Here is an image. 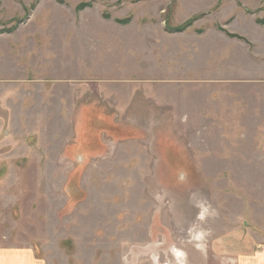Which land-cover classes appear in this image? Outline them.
I'll return each instance as SVG.
<instances>
[{
	"label": "rangeland",
	"instance_id": "obj_1",
	"mask_svg": "<svg viewBox=\"0 0 264 264\" xmlns=\"http://www.w3.org/2000/svg\"><path fill=\"white\" fill-rule=\"evenodd\" d=\"M244 16L264 27V0H0V247L261 264L264 60Z\"/></svg>",
	"mask_w": 264,
	"mask_h": 264
},
{
	"label": "crops",
	"instance_id": "obj_2",
	"mask_svg": "<svg viewBox=\"0 0 264 264\" xmlns=\"http://www.w3.org/2000/svg\"><path fill=\"white\" fill-rule=\"evenodd\" d=\"M242 21H247V23H250L251 29L253 31L254 30L256 31L255 38L251 37V40H250L251 43H253V47L256 49H253L254 51L252 50L251 52L249 50V52L251 53V57L255 61V65H256L257 60H264L263 56L258 51L259 48H263V50H264V37H262V32L264 30V27L259 25L258 23H255L254 21H249L248 19L245 18V16L242 18ZM222 32H224V31H222ZM239 32H240V35L247 36L246 31H242L240 29ZM257 32H258V34H257ZM259 32H260V35H259ZM226 35H228V34H226ZM226 39H227V37H226ZM228 40H231V39H228ZM246 82L247 81H244V83H246ZM254 82H261V81H254ZM261 83H264V81H262ZM255 84H257V83H255ZM262 92H263V90L260 92L261 96H263L262 94H264ZM33 253L34 252L29 247L2 246V247H0V264H46L44 262V260L37 259ZM261 253L263 256L264 251L262 250ZM246 258H247L246 256L240 257L238 264H247ZM257 260H258V258H257ZM262 260L260 261L261 264L264 263V260L263 261Z\"/></svg>",
	"mask_w": 264,
	"mask_h": 264
},
{
	"label": "trees",
	"instance_id": "obj_3",
	"mask_svg": "<svg viewBox=\"0 0 264 264\" xmlns=\"http://www.w3.org/2000/svg\"><path fill=\"white\" fill-rule=\"evenodd\" d=\"M174 29H175V30H181V29H182V27H180V28H179V27H178V28L176 27V28H174Z\"/></svg>",
	"mask_w": 264,
	"mask_h": 264
}]
</instances>
